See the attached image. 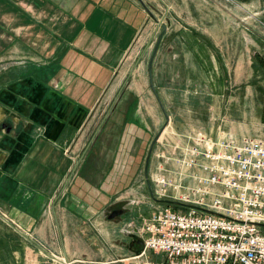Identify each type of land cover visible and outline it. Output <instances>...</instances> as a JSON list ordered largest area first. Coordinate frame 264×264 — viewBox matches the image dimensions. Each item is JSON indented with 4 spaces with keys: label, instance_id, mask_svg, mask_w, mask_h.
Returning <instances> with one entry per match:
<instances>
[{
    "label": "crops",
    "instance_id": "crops-1",
    "mask_svg": "<svg viewBox=\"0 0 264 264\" xmlns=\"http://www.w3.org/2000/svg\"><path fill=\"white\" fill-rule=\"evenodd\" d=\"M28 1L42 9L40 33L33 20L12 1L0 0V57L26 59L28 63L22 67L20 83L18 79L8 78L12 77V69L4 73L8 77L0 86L7 88L18 83L4 89L0 96L4 103L0 106V120L9 117L17 123L24 119L30 128L33 126L25 134L23 143H16L19 148L15 151L12 148L15 139L0 133V221L20 234L23 264H63L65 261L94 264L114 256L84 251L83 245L78 246L69 237L72 225L64 218L78 217L74 208L77 201L88 204L92 202V194H102V185L118 177L117 163H140L142 143L151 129L147 117L141 114L145 102L134 90H126L104 131L76 169L78 126L107 89L119 56L130 47L144 25L145 3L143 0ZM246 3L244 13L251 27L242 34L244 51L264 64V14L256 12L258 7L261 12L264 10V0ZM235 19L228 17L232 29ZM223 36L227 38L223 37L222 41L219 34L210 49L200 42L198 33L181 32L179 47L171 54L177 60L170 66V80L173 81V71L180 69L177 64H186L193 51L201 61L207 62L208 72L229 67L237 50L236 37L230 31ZM199 47L208 51L200 54ZM39 70L40 78H35L34 73ZM13 89L21 91L20 102H12ZM228 89L225 94L215 93L214 102L220 108L214 110L219 109L212 116L214 122L222 112L226 117L222 120L224 124L230 119L236 99ZM214 122L205 130L206 134L216 138L237 134L233 126L226 130L222 122ZM177 128L181 134L193 129L188 125ZM93 186L100 190L95 191ZM3 263L0 258V264Z\"/></svg>",
    "mask_w": 264,
    "mask_h": 264
},
{
    "label": "rangeland",
    "instance_id": "rangeland-1",
    "mask_svg": "<svg viewBox=\"0 0 264 264\" xmlns=\"http://www.w3.org/2000/svg\"><path fill=\"white\" fill-rule=\"evenodd\" d=\"M10 1L33 20L35 23L33 25H37L38 28L36 31L40 33L39 26L43 18L40 10L42 9L35 2L28 0ZM246 1L258 0H143L146 7L144 8L146 11L144 25L130 47L119 56L107 89L86 114L87 117L80 120L78 126L80 142H77L75 150L78 161L76 169L84 162L85 157L108 124L119 98L128 89L134 90L145 102L141 114L147 117L151 133L142 143L140 163H117L118 177L109 180L110 184L102 185V194H92V202L88 203L89 205L87 202L77 201L74 208L79 214L78 217L64 218L72 225L69 228L71 230L69 237L78 242V246L83 245L84 251L90 254L105 252L114 256L111 258L138 252L140 245L137 244V239L142 236L140 229L143 228L146 218L154 211L163 209L169 204L154 199L153 193L157 197L155 179L175 176L179 170L182 171V163L171 161L175 160L174 156L180 157L184 153L183 148L192 143L188 135L198 132L206 134L205 130L212 127L214 122L212 116L219 109L214 110L216 107L220 108V105L214 102L215 93L225 94V91L228 92L230 88L236 99L231 106L228 124L222 121L226 119L225 112H222L220 119L214 122L215 124L222 122L226 130L233 126L237 133L234 135L238 138L243 136L264 138V64L255 59L252 53L247 54L244 51L241 40L243 32L250 30L251 27L248 23L250 20H246L247 15L244 13ZM256 10L263 16L264 10L261 12L259 7ZM256 12L254 13L257 15ZM229 16L236 18L234 29H232V24H229ZM255 23L253 20V26ZM164 30L157 58L155 57L156 63H154L155 66L153 65L155 93L150 82L149 62L159 35ZM229 31L234 32L237 48L229 67L221 66L218 71L208 72L207 62L201 61L197 53L193 51L186 64L182 65L178 62L177 67L180 69L173 71L171 75L173 81L170 80V66L172 61L177 60L172 58L171 54L172 50L176 51V47H179L181 32L198 33L200 42L211 49L212 42L216 44L219 34L222 40L223 37L227 38L223 35H227ZM203 50L208 51L204 47H199L200 54H203ZM25 60L16 57L8 59L4 56L0 57V84L6 81L8 76L4 73L8 69L13 70L12 77L8 78L21 81V72L24 70L22 67L28 64ZM40 75V70L34 73L35 78L36 76L40 78ZM42 76L46 77V74L42 73ZM12 85L7 88H12ZM4 86H0V96L4 89H7ZM12 92H14L12 102H20L21 91L13 89ZM0 106H4L2 101H0ZM221 108L224 109V106L222 105ZM187 125L193 129L181 134L177 126ZM31 128L33 129V126ZM31 128L24 119L18 120L17 123L9 117L0 120V133L15 139L12 140L13 151L18 150L19 146L16 147V143H23L25 134L30 133ZM158 134L159 137L151 152L146 172L147 156ZM72 177L73 175L70 180ZM93 189L100 190L97 186H93ZM115 209H124V212L114 218H109L110 213ZM92 212L94 215L91 216ZM97 221H99L98 226H96ZM86 225L88 229L83 232ZM18 229L21 230L19 227ZM22 242L18 232L0 221V258L4 261L3 264H23ZM149 254L152 257L155 256L151 251Z\"/></svg>",
    "mask_w": 264,
    "mask_h": 264
},
{
    "label": "built area",
    "instance_id": "built-area-1",
    "mask_svg": "<svg viewBox=\"0 0 264 264\" xmlns=\"http://www.w3.org/2000/svg\"><path fill=\"white\" fill-rule=\"evenodd\" d=\"M188 137L182 171L156 178L155 194L189 206L154 211L140 252L94 264H264V138Z\"/></svg>",
    "mask_w": 264,
    "mask_h": 264
},
{
    "label": "water",
    "instance_id": "water-1",
    "mask_svg": "<svg viewBox=\"0 0 264 264\" xmlns=\"http://www.w3.org/2000/svg\"><path fill=\"white\" fill-rule=\"evenodd\" d=\"M165 33V30L159 35V38L157 40V43H156V46H155V49H154V52L151 56V59H150V62H149V76H150V82H151V85L153 86V89L156 93V89L154 88V83H153V65H154V61H155V57L157 55V52H158V49H159V46H160V43H161V40H162V37ZM157 95V94H156ZM157 97H159L157 95ZM159 101L160 103L161 100L159 98ZM163 105V104H162ZM5 126V125H4ZM10 129V127L8 128ZM159 137V134L157 135V137L153 140L152 144H151V147H150V150H149V153H148V156H147V161H146V167H145V170L146 172L148 171V165H149V161H150V156H151V152L153 150V147L155 145V142L157 140V138ZM153 197L156 201H159V202H165V203H169V204H177V205H184V206H189V204L187 203H184V202H180V201H177V200H174V199H169V198H158V197H155L154 193H153ZM197 207V206H196ZM198 208H201V207H198ZM209 212H212L210 210H207ZM124 212V209H115L112 211V213L109 215V218H114L118 215H121L122 213ZM143 241L141 240V243Z\"/></svg>",
    "mask_w": 264,
    "mask_h": 264
},
{
    "label": "trees",
    "instance_id": "trees-1",
    "mask_svg": "<svg viewBox=\"0 0 264 264\" xmlns=\"http://www.w3.org/2000/svg\"><path fill=\"white\" fill-rule=\"evenodd\" d=\"M167 206H172L174 208H181V206L179 205H174V204H167ZM142 249V245L139 246V248L137 249L138 252H140Z\"/></svg>",
    "mask_w": 264,
    "mask_h": 264
},
{
    "label": "flooded vegetation",
    "instance_id": "flooded-vegetation-1",
    "mask_svg": "<svg viewBox=\"0 0 264 264\" xmlns=\"http://www.w3.org/2000/svg\"><path fill=\"white\" fill-rule=\"evenodd\" d=\"M111 213H112V212H111ZM111 213H110V214H111ZM141 240H142L141 238L137 239V244H138V245H141V244H142V243H141Z\"/></svg>",
    "mask_w": 264,
    "mask_h": 264
}]
</instances>
